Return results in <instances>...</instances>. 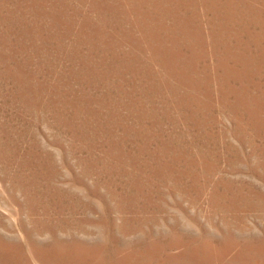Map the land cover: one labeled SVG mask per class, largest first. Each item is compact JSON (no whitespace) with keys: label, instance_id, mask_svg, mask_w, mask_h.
Masks as SVG:
<instances>
[{"label":"rangeland","instance_id":"374dc122","mask_svg":"<svg viewBox=\"0 0 264 264\" xmlns=\"http://www.w3.org/2000/svg\"><path fill=\"white\" fill-rule=\"evenodd\" d=\"M0 264H264V0H0Z\"/></svg>","mask_w":264,"mask_h":264}]
</instances>
